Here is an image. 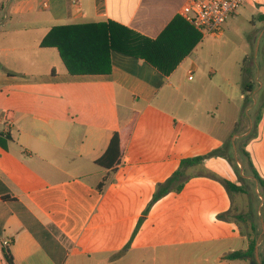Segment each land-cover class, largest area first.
Instances as JSON below:
<instances>
[{"label":"crops","instance_id":"crops-1","mask_svg":"<svg viewBox=\"0 0 264 264\" xmlns=\"http://www.w3.org/2000/svg\"><path fill=\"white\" fill-rule=\"evenodd\" d=\"M188 1L0 3V20L15 25L0 23V133L10 137L0 146V264H8L5 248L14 264H246L226 259L247 241L234 223L217 219L232 206L220 180L235 182L220 157L189 167L202 173L155 202L133 235L157 183L183 158L231 146L244 169L242 151L264 180V49L260 59L245 54L255 82L251 92L235 95L229 74L198 55L204 37L181 15ZM228 19L245 20L260 46L264 0H243ZM27 20L36 22L18 26ZM108 21L160 38L168 61L187 52L169 75L116 51L109 74L72 75L56 48L40 46L52 27ZM232 23L226 21L223 35ZM17 50L24 54L6 56ZM115 133L121 162L110 172L96 160ZM221 168L226 173L218 177ZM6 238L11 244L3 247Z\"/></svg>","mask_w":264,"mask_h":264},{"label":"trees","instance_id":"trees-1","mask_svg":"<svg viewBox=\"0 0 264 264\" xmlns=\"http://www.w3.org/2000/svg\"><path fill=\"white\" fill-rule=\"evenodd\" d=\"M199 38L198 36L197 39ZM160 40L159 38L152 41L141 35H137L124 26L108 21L101 23L66 24L52 27L40 42V46L56 48L65 68L69 74L72 75L109 74L111 71L110 51H116L131 57L144 59L162 74L169 75L187 51L183 52L174 60L168 61V56H162L161 54ZM252 90L253 85L249 82L242 87L243 94L251 92ZM246 99L247 96H245V100ZM7 140H10V137L0 133V146L4 149V142ZM226 150L227 147L224 146L203 155L181 159L177 169L171 176L164 182L157 183L152 198L143 212V216L139 218L135 226L133 235L137 232L149 208L155 202L171 192L178 193L182 190L185 182L188 180L186 170L189 167L201 164L209 157H225L229 164L237 170L239 178L238 183L226 179L220 180L231 198L232 203L235 195L247 194L244 180L238 173L239 168L237 163H234L229 156H226ZM242 155L247 158L248 176L252 177L251 181L258 189V194H256L257 200L259 201L258 197L263 199L260 212L264 221V180L253 168L248 154L242 151ZM120 162V138L118 134L115 133L111 137L104 154L96 160V164L107 171L114 172ZM106 182L107 177L104 176L97 184L96 188L102 192ZM232 210L231 206L226 212L218 214L217 219L234 223L239 229L240 236L246 239L247 247L245 249L231 251L226 255V259L230 261L243 260L246 264H250L251 261L255 260L256 241L261 232V229L256 225L259 219L257 210H249L247 213H239L238 215H233ZM240 221L248 223L249 231H245L240 227ZM128 247L129 244L117 254L123 253ZM258 248H263V251H259V256L261 264H264V237ZM4 257L8 264H14L12 255L7 248L4 250Z\"/></svg>","mask_w":264,"mask_h":264},{"label":"rangeland","instance_id":"rangeland-1","mask_svg":"<svg viewBox=\"0 0 264 264\" xmlns=\"http://www.w3.org/2000/svg\"><path fill=\"white\" fill-rule=\"evenodd\" d=\"M3 1L4 0H0V3ZM37 10H39V7L37 5V1H35L32 4V11H34V14H37L36 13ZM35 22L36 21L34 20L19 21L18 26L21 27L29 26L34 24ZM227 22L230 25L232 23V20L228 19ZM0 23L7 27L15 26L12 23H9L7 20H0ZM2 28L3 27L1 26L0 29ZM232 29L236 31H233ZM254 33L255 31H250L248 25L245 23V20H238L237 22L232 23V28L230 29V31L228 32L226 31L223 37H219V38L204 37L201 46L198 48V55L203 61L209 64L208 66L211 69H213L215 72H217L220 75L222 74L223 76L229 74V77L232 79L234 85H236L235 89L233 90L235 95H238L241 92L242 87L246 83L255 80V78L253 79L255 73L251 71L252 69L248 67L247 63H244V59L246 57L245 54H247V60H251L255 58L256 54H258L259 59L263 57L264 38L262 43L258 47L257 44H254L252 42ZM25 38L26 39L32 38L31 34H26ZM18 46H20V44ZM23 54L24 51L17 50L14 52L6 53V56L11 59H14L16 56H20ZM242 70H246L249 75H244ZM197 78H198L197 75H195L194 79L197 80ZM185 83H183V85H185ZM176 125L179 127V124ZM227 150H228V156L232 159L234 163H237V166L239 168L238 173L242 176L244 180V185L247 192V194H238L234 196L232 203V209H233L232 214L238 215L239 213H243V214L247 213L249 210H257V215L259 219L258 222H256V225L259 227V229H261V224H262L261 221H263V219L261 217L260 205L262 198L258 197L259 201L257 200L256 194H258V189L256 188V185L251 181L252 177L248 176V171L246 167L244 169L243 166L244 164H242L241 162L242 157L235 155L234 149L231 146L228 147ZM220 158H222L221 167H224V169L233 170V174H232L233 180H235V182H238L239 178H238L237 170H235V168L230 166V164L227 161V158L225 157H220ZM199 173H202V170H188L186 172V175L188 176ZM225 173L226 172L223 171V168H221V171H215V174L218 177L224 176ZM239 223H240L239 224L240 227H242L245 231H249L248 223L242 221H240ZM259 251H263V248L257 249V253H258V259H256L257 264L261 263Z\"/></svg>","mask_w":264,"mask_h":264},{"label":"built area","instance_id":"built-area-1","mask_svg":"<svg viewBox=\"0 0 264 264\" xmlns=\"http://www.w3.org/2000/svg\"><path fill=\"white\" fill-rule=\"evenodd\" d=\"M243 0H189L181 9L183 18L194 26L203 37H221L227 19L241 6ZM79 5V0H72ZM45 4V3H44ZM10 239L1 242L9 246Z\"/></svg>","mask_w":264,"mask_h":264},{"label":"water","instance_id":"water-1","mask_svg":"<svg viewBox=\"0 0 264 264\" xmlns=\"http://www.w3.org/2000/svg\"><path fill=\"white\" fill-rule=\"evenodd\" d=\"M261 206V205H260ZM261 232L257 238V241H256V248H255V260L251 261L250 264H257V261L256 259H258V253H257V249H258V246L260 245L262 239H263V234H264V223L263 221H261ZM261 264V263H260Z\"/></svg>","mask_w":264,"mask_h":264}]
</instances>
